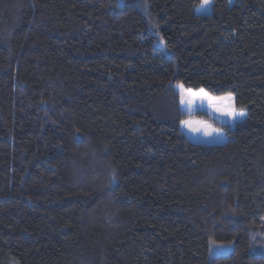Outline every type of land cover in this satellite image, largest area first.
Here are the masks:
<instances>
[{"label": "trees", "instance_id": "obj_1", "mask_svg": "<svg viewBox=\"0 0 264 264\" xmlns=\"http://www.w3.org/2000/svg\"><path fill=\"white\" fill-rule=\"evenodd\" d=\"M201 1L0 0V264H264V0Z\"/></svg>", "mask_w": 264, "mask_h": 264}, {"label": "rangeland", "instance_id": "obj_2", "mask_svg": "<svg viewBox=\"0 0 264 264\" xmlns=\"http://www.w3.org/2000/svg\"><path fill=\"white\" fill-rule=\"evenodd\" d=\"M232 2V0H230ZM210 6V0H207V3H205V0H202L200 5L197 7L196 12L197 13H203L207 12L209 10ZM178 85H181V83H176L175 88L178 91ZM183 85V84H182ZM184 86V85H183ZM184 89H189L184 86ZM194 92H198L199 89L191 88ZM208 92V91H207ZM179 93V91H178ZM211 96H222L223 94H214L211 92H208ZM230 93V92H227ZM236 107V106H235ZM237 108V107H236ZM180 109L183 113L181 120H189L193 122H202L205 124L211 125L213 128L221 129L222 134L216 135L214 134L212 137H206L202 133H193L188 128L182 126L179 122V128L180 130L192 141L195 142H204V143H222L224 142L228 136L229 132L228 129L232 128L235 123L242 121L243 118H237L235 122H232V118L224 114L223 112L217 111L216 108L213 106V103L210 102L208 99H200L196 98L195 102L191 105H180ZM239 109V108H237ZM245 111V110H244ZM246 113V111H245ZM216 247H213V249L219 250V251H228L232 248L231 243H220L216 244ZM253 251L255 253H264V243H258L253 246Z\"/></svg>", "mask_w": 264, "mask_h": 264}, {"label": "snow or ice", "instance_id": "obj_3", "mask_svg": "<svg viewBox=\"0 0 264 264\" xmlns=\"http://www.w3.org/2000/svg\"><path fill=\"white\" fill-rule=\"evenodd\" d=\"M207 3V0H205ZM179 91V104L191 105L195 102L196 98L208 99L213 103V106L217 111L223 112L227 116L232 118V122H235L237 118H243L246 113L243 109H237L234 104V97L232 93H226L222 96H211L204 88H200L198 92H194L191 88L184 89V86L178 85ZM180 124L188 128L193 133H202L206 137H212L214 134H222L221 129L213 128L209 124L202 122H193L189 120H181Z\"/></svg>", "mask_w": 264, "mask_h": 264}]
</instances>
